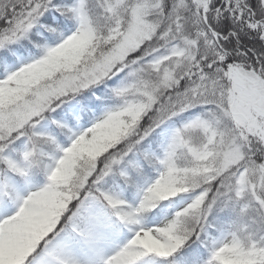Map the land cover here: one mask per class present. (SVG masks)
Masks as SVG:
<instances>
[{
  "label": "snow or ice",
  "instance_id": "obj_1",
  "mask_svg": "<svg viewBox=\"0 0 264 264\" xmlns=\"http://www.w3.org/2000/svg\"><path fill=\"white\" fill-rule=\"evenodd\" d=\"M0 264H264V0H0Z\"/></svg>",
  "mask_w": 264,
  "mask_h": 264
}]
</instances>
